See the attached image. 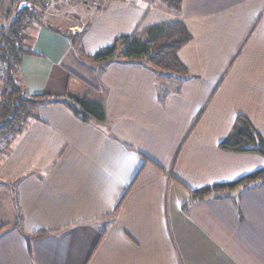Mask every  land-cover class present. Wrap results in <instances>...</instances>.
<instances>
[{"label":"crops","instance_id":"crops-1","mask_svg":"<svg viewBox=\"0 0 264 264\" xmlns=\"http://www.w3.org/2000/svg\"><path fill=\"white\" fill-rule=\"evenodd\" d=\"M173 18L151 0H105L72 20L43 17L60 32L26 24L34 53L23 57L19 83L49 99L105 88L106 120L42 105L8 143L0 154V264H264V184L197 201L188 190L264 167L262 155L219 147L240 113L223 124L234 99L264 139V0H184L180 19L193 39L180 56L200 72L234 60L214 93V80L203 93L191 81L170 90L149 65L92 57L139 26ZM2 86L0 79V99ZM41 229L53 233L30 252L27 236Z\"/></svg>","mask_w":264,"mask_h":264},{"label":"trees","instance_id":"trees-1","mask_svg":"<svg viewBox=\"0 0 264 264\" xmlns=\"http://www.w3.org/2000/svg\"><path fill=\"white\" fill-rule=\"evenodd\" d=\"M23 2L26 4L19 9ZM41 2L42 0H20L15 4L12 1L0 0V14L5 15L7 19V22H0V65L4 66V73L0 77L3 82L0 99V142L8 138L5 147L0 148V154L5 153L8 143L23 132L30 119L37 118L34 112L42 105L63 104L85 122L90 119L106 120L105 104L97 89L94 90L99 93L94 92L95 96L71 94L65 98L49 99L46 94L28 93L19 83L18 72L22 59L25 55L34 53L24 42L23 26L31 21L46 24L37 16L32 6V3L41 4ZM151 4L163 8L175 18L139 26L132 33L119 36L113 44L100 48L92 57L96 61L106 63L122 59L125 62L149 65L156 71L158 80L161 76L175 82L187 80L190 78L189 71L178 54L193 39L192 33L180 19L184 0H151ZM47 26L54 31H61L53 26ZM68 36L73 43L79 40L78 35ZM233 61L229 66H232ZM180 85L177 84L176 91L180 89ZM166 94H162L160 89V101L164 102ZM200 115L195 118V122ZM219 147L225 151L264 156L263 137L252 121L242 114L236 117L230 132L219 143ZM263 184L264 167L230 182L214 183L198 189L188 188V190L191 201H197L213 191L225 192L237 187L252 189L261 187ZM187 205L188 203L184 205L185 209ZM21 219L22 217L19 216L18 222H21ZM51 233H53L51 230L46 229L34 232L28 238L29 247L31 248L32 239ZM104 234L105 230H101L93 248L94 251Z\"/></svg>","mask_w":264,"mask_h":264},{"label":"rangeland","instance_id":"rangeland-1","mask_svg":"<svg viewBox=\"0 0 264 264\" xmlns=\"http://www.w3.org/2000/svg\"><path fill=\"white\" fill-rule=\"evenodd\" d=\"M6 1H8V2H10V1H12V2H14L15 4H17V3H19V1L20 0H6ZM102 4V3H101ZM92 8L93 7H91V8H89L88 10H86V11H91L92 10ZM35 11H36V14H37V16L38 17H40L41 18V20L44 22V20H43V17L44 16H49V15H46V14H43L41 11H38L37 9H35ZM53 12H56V13H54L53 15H65V16H70V19L72 20L73 18H75V16H73L72 14H68V13H64V14H58L59 13V11L58 10H54ZM73 16V17H72ZM0 22H7V19H6V17H5V15H2V14H0ZM31 22H33V21H31ZM29 23V22H28ZM27 24V23H26ZM26 24L23 26L24 28H25V26H26ZM75 27H77L78 29L79 28H81V26H76V25H74ZM24 28H23V31H24ZM80 31V30H79ZM192 41V40H191ZM179 58H180V60L182 61V63L185 65V67L188 69V71H189V74H190V78L189 79H187V80H184V81H177V82H175V81H170L169 79H165L163 76H161L160 78H159V82L161 83V84H163V82H165L166 83V85L167 86H171V88L172 89H170V90H173V89H176V87H177V84H184L185 82H188V81H191L192 83L191 84H195L193 87L195 88V90H196V92H197V94H198V92H205V88L207 89V88H209V85L211 84V82H213V80H214V82H215V84H214V87L212 88V90H211V93H214L217 89H219L220 88V85H221V83L223 82L222 81V78H223V75H224V73L222 74L221 73V76H219L218 78H216V76H218L219 75V73L220 72H222L223 71V69H228V65H229V63L231 62V60H230V62L228 63V65H226V63H227V61H226V59L227 58H222V60L221 61H219L221 64H222V67L220 68V66H219V64H218V66H216V68L214 69V71H213V67H211L210 68V70L208 71V72H204V70H202L201 72L200 71H198V70H196V67L194 66V67H192L190 64H188L184 59H183V57H181L180 56V51H179ZM226 61V62H225ZM192 65H194L193 63H192ZM225 65H226V67H225ZM207 69V66H205L203 69ZM87 70H86V72H90L91 70L89 69V68H86ZM220 71V72H219ZM4 73V66L1 64L0 65V75L1 74H3ZM215 79H216V81H215ZM222 81V82H221ZM23 86V85H22ZM92 89H97V90H99V92L103 95V93L105 92L106 93V89L105 88H102V87H95V88H92ZM209 90V89H208ZM28 92V91H27ZM166 92H169L168 90H166ZM89 93L90 92H88V94L87 95H89ZM94 94V93H93ZM219 94H217V96H218ZM168 95L166 94L165 95V97H167ZM62 97H65V96H62ZM201 98H202V95H201ZM166 100V99H165ZM165 100H164V102L163 103H165ZM211 100V97H209V98H207V100H206V103H208L209 101ZM220 102V101H219ZM162 103V104H163ZM236 103V99H234L233 100V103L231 104V106H229V109L227 110V111H225V117H224V115H223V124L225 125V123H226V121H227V115H230V116H232L233 114L232 113H237V110H238V115H240V114H242V115H244V116H247V114H245V113H243V112H241V107L239 106V104H235ZM239 106V107H238ZM244 107H246V105L244 106ZM241 110H240V109ZM37 110L38 109H36L35 110V112L34 113H37ZM237 115V116H238ZM236 116V117H237ZM8 139V138H7ZM7 139H4L3 140V147H5V145L7 144ZM7 140V141H6ZM2 147V148H3ZM238 188H241V187H238ZM0 204H1V202H0ZM16 224H18V223H16ZM52 234V233H51ZM50 234V235H51ZM30 235H32V234H30ZM29 235V236H30ZM29 236H27V242H28V249H29V251L30 252H32V243H33V241L35 240V239H38V238H43V237H48L49 235H46V236H42V237H37V238H34V239H32V241H31V248L29 247V241H28V238H29ZM94 250H92V252H93ZM92 252H91V254H92Z\"/></svg>","mask_w":264,"mask_h":264},{"label":"built area","instance_id":"built-area-1","mask_svg":"<svg viewBox=\"0 0 264 264\" xmlns=\"http://www.w3.org/2000/svg\"><path fill=\"white\" fill-rule=\"evenodd\" d=\"M105 0H42L41 4L32 3V6L46 15H53L58 10V14L68 13L75 16L80 10H88L91 7L101 4ZM81 28L74 27L71 31L78 32ZM3 141L0 142V148Z\"/></svg>","mask_w":264,"mask_h":264},{"label":"water","instance_id":"water-1","mask_svg":"<svg viewBox=\"0 0 264 264\" xmlns=\"http://www.w3.org/2000/svg\"><path fill=\"white\" fill-rule=\"evenodd\" d=\"M25 4H26V3H24V2H23V3H21V4H20V7H19V9H21V8H22V6H24Z\"/></svg>","mask_w":264,"mask_h":264}]
</instances>
